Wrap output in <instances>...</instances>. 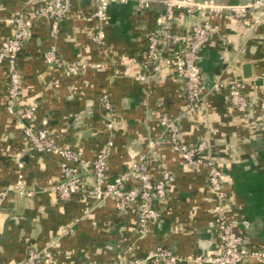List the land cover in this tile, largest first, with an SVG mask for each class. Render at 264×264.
<instances>
[{
    "label": "crops",
    "instance_id": "crops-1",
    "mask_svg": "<svg viewBox=\"0 0 264 264\" xmlns=\"http://www.w3.org/2000/svg\"><path fill=\"white\" fill-rule=\"evenodd\" d=\"M25 2L0 0V44L11 35L6 19ZM94 9L92 0H74L56 38L51 36L48 18L34 20L18 60L24 75L21 103L36 105V127L48 129L57 144L82 150V171L88 182L93 180L92 160L111 137L115 144L108 158V180L126 171L140 155H146L153 180L168 169L173 180L166 197L155 202L162 214L144 232L137 215L120 213L113 200L97 202L84 193L62 199L54 188L62 176L59 157L30 148L23 172L34 195L10 191L0 203V264L24 262L30 248L52 253V262L40 264H109L122 256L143 257L157 245L170 247L182 258L180 264H193L195 255L215 250L214 208L219 198L209 183V169L186 165L168 144L151 146L166 134L153 111L179 117L181 140L188 145L208 138L224 175V204L235 231L247 238L250 248L264 249V115L258 106L264 99V24L245 27L229 16L198 17L209 19L214 33L199 58L204 104L188 117L185 90L173 71L166 69L145 83L138 78L145 72L148 35L163 4L156 1L142 9L133 2L112 3L103 23L106 52L91 39L98 29ZM191 21L179 11L175 26L182 30ZM51 45L66 61L103 66L77 73L52 67L43 59ZM233 76L243 79L252 103L246 114H239L229 101L227 83ZM6 86L7 77L0 69V193L17 182L14 155L27 145L21 121L5 107ZM105 93L115 109L112 132L101 103ZM243 264L264 261L248 257Z\"/></svg>",
    "mask_w": 264,
    "mask_h": 264
},
{
    "label": "built area",
    "instance_id": "built-area-1",
    "mask_svg": "<svg viewBox=\"0 0 264 264\" xmlns=\"http://www.w3.org/2000/svg\"><path fill=\"white\" fill-rule=\"evenodd\" d=\"M95 4L93 17L98 21V29L92 41L106 52V32L103 28L109 6L112 3H136L142 9L150 8L160 1L164 10L157 19L155 28L148 35L146 58L143 62L145 72L138 78L148 82L166 69L173 71L183 84L186 94L184 115L191 117L204 104V76L199 58L201 50L210 42L214 33L209 19L198 20L200 15H212L220 18L232 17L245 27L264 24V0H247L245 3H226L218 0H92ZM74 0H26L24 7L12 13L6 22L11 28V35L0 44V69L7 77L5 107L22 123V131L27 145L14 155L18 166V180L15 185L0 193V203L11 191L18 196L32 197L34 192L27 185L23 172L24 156L30 148L39 152L56 154L59 157L62 176L54 188L62 199L84 193L97 202L113 200L120 213L136 214L144 232L149 231L152 221L158 219L162 211L155 202L167 195L168 184L173 176L168 169H163L161 177L153 180L149 172L146 155H140L130 167L114 179H107L108 158L114 146L113 137L106 146L98 151L92 160V182L83 175L82 150L61 146L56 143L51 132L46 128L36 127V110L34 104H22L24 75L19 68L20 53L25 48L34 20L46 17L51 22V36L56 38L61 23L73 9ZM179 11H184L191 18V24L178 30L175 19ZM170 49V51H167ZM46 64L77 73L86 69H99L103 64L85 60L66 61L58 53L56 45H51L43 53ZM243 79L233 76L227 83L228 98L239 114L251 110L252 103L243 90ZM101 103L109 119V130H115V109L108 93L103 94ZM259 109L264 115V99L259 102ZM165 128L166 134L151 142V146L168 144L177 150L186 165H206L209 169V183L217 193L219 202L214 208L218 230V242L215 250L197 254L191 258L193 264H243L248 257L264 261V249L250 248L247 238L235 231L230 220L224 200V175L217 161L210 152V141L202 137L196 144L188 145L181 140L179 117L167 113H156ZM52 253L47 250L30 248L27 259L20 264H40L53 261ZM182 258L170 247L157 245L143 257L135 255L122 256L109 264H180Z\"/></svg>",
    "mask_w": 264,
    "mask_h": 264
},
{
    "label": "water",
    "instance_id": "water-1",
    "mask_svg": "<svg viewBox=\"0 0 264 264\" xmlns=\"http://www.w3.org/2000/svg\"><path fill=\"white\" fill-rule=\"evenodd\" d=\"M245 69H246L245 76L248 77V76H249V73H247V69L249 70V65H246V66H245Z\"/></svg>",
    "mask_w": 264,
    "mask_h": 264
}]
</instances>
